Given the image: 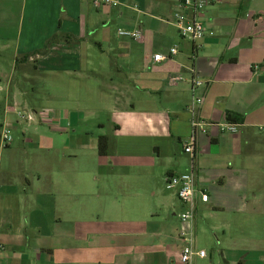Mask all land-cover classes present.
Masks as SVG:
<instances>
[{
    "label": "crops",
    "instance_id": "crops-1",
    "mask_svg": "<svg viewBox=\"0 0 264 264\" xmlns=\"http://www.w3.org/2000/svg\"><path fill=\"white\" fill-rule=\"evenodd\" d=\"M115 1L0 0V264H177L188 206L165 176L191 169L208 194L195 198L206 255L193 264L207 259L197 232L217 239L214 264H244L246 247L262 264L264 0H210L197 41L178 32L179 0ZM228 110L243 117L233 132Z\"/></svg>",
    "mask_w": 264,
    "mask_h": 264
},
{
    "label": "built area",
    "instance_id": "built-area-1",
    "mask_svg": "<svg viewBox=\"0 0 264 264\" xmlns=\"http://www.w3.org/2000/svg\"><path fill=\"white\" fill-rule=\"evenodd\" d=\"M209 2L210 0H179L181 9L175 10L173 12V16L180 36L188 37L193 41L200 40L203 37L204 27L202 22L196 18L195 13L202 11ZM93 3L97 6L100 4L115 5L117 2L115 0H93ZM186 7L193 11L194 14L192 18H189L187 12L183 10V8ZM117 33L122 37H129L136 40L139 39L142 34L140 28H134L132 30L118 28ZM175 53V47L170 48L168 53L155 52L152 54V60L155 62L165 60ZM173 78L176 79L178 76H174ZM203 83L204 81L201 79H192V86L202 85ZM202 100L203 96L201 95L193 96L190 104V111L193 112L195 105L200 104ZM17 114L21 119L25 120H32L34 118V114L30 112L19 110ZM204 125L205 123L203 122L191 120V126L193 129L198 126L201 130H204ZM236 125L237 124L235 122L228 121L225 123H220V128L222 130H229L233 132L237 128ZM9 140L10 129L3 125L0 127V144L9 143ZM184 151L192 154L194 151L193 144L189 143L184 146ZM165 186L168 189H173L177 197L188 206L187 210L180 214V219L188 222L189 230L186 231L181 229L179 231V238L186 241L178 253L177 264H193V259L195 256L203 257L206 255V251L204 249H198L193 244L192 223L195 211V198L196 195L199 194L201 200L205 201L207 200L208 194L197 188L195 172L193 169L180 174L166 175Z\"/></svg>",
    "mask_w": 264,
    "mask_h": 264
},
{
    "label": "rangeland",
    "instance_id": "rangeland-1",
    "mask_svg": "<svg viewBox=\"0 0 264 264\" xmlns=\"http://www.w3.org/2000/svg\"><path fill=\"white\" fill-rule=\"evenodd\" d=\"M4 53L5 54H3V55L7 56L8 51H6ZM7 60H10V59H7ZM6 63L7 62L5 60H3L4 67H6ZM9 65H10V63H9ZM39 93L40 92H36V94H32V97L34 99H35V97H37V99L32 100L31 103L36 104V103L40 102L42 93H40V94ZM2 101H3L2 100V96L0 95V116L3 113ZM28 109H30V107ZM21 111H23V110H21ZM24 111L25 112L34 113V110H24ZM3 148H5V145L4 144H0V150H2ZM249 241L250 242H245L244 241V245H245V243L249 244V245L251 243H254L251 240H249ZM196 243L199 246H203L207 250V259H206V261L203 260V262L202 261H200V262L197 261L195 264H212V263L214 264V262H213L214 258H216V257L219 258L218 256H219V250H220L217 239L215 237H211L210 238V235H208V233L203 234V233L197 232L196 233ZM261 245H263V244H261ZM247 248L248 247H246V249L241 252L242 253V259L245 262L244 264H260L261 262H259V260H257L256 254L254 252H249L248 251L249 248L248 249ZM209 253H211L212 256H213L212 263H209Z\"/></svg>",
    "mask_w": 264,
    "mask_h": 264
},
{
    "label": "trees",
    "instance_id": "trees-1",
    "mask_svg": "<svg viewBox=\"0 0 264 264\" xmlns=\"http://www.w3.org/2000/svg\"><path fill=\"white\" fill-rule=\"evenodd\" d=\"M226 119L230 122H241L243 120V117L240 113L228 110L226 111ZM7 144L8 143L4 145L7 146ZM107 149H108V139L105 135H100L98 137V153L100 155H105L107 153ZM262 264H264V259L262 261Z\"/></svg>",
    "mask_w": 264,
    "mask_h": 264
}]
</instances>
